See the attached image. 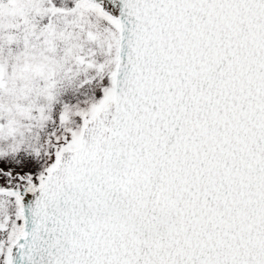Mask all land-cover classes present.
I'll list each match as a JSON object with an SVG mask.
<instances>
[{
    "label": "water",
    "instance_id": "obj_1",
    "mask_svg": "<svg viewBox=\"0 0 264 264\" xmlns=\"http://www.w3.org/2000/svg\"><path fill=\"white\" fill-rule=\"evenodd\" d=\"M116 8L110 126L31 200L10 264H264V0Z\"/></svg>",
    "mask_w": 264,
    "mask_h": 264
},
{
    "label": "rangeland",
    "instance_id": "obj_2",
    "mask_svg": "<svg viewBox=\"0 0 264 264\" xmlns=\"http://www.w3.org/2000/svg\"><path fill=\"white\" fill-rule=\"evenodd\" d=\"M116 8L89 0H0V264L22 228L20 194L81 149L97 163L110 126Z\"/></svg>",
    "mask_w": 264,
    "mask_h": 264
}]
</instances>
